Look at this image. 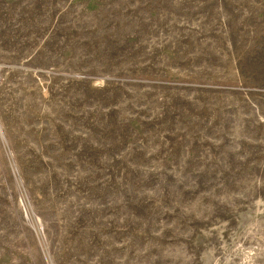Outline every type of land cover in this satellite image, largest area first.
Masks as SVG:
<instances>
[{
    "label": "rangeland",
    "instance_id": "rangeland-1",
    "mask_svg": "<svg viewBox=\"0 0 264 264\" xmlns=\"http://www.w3.org/2000/svg\"><path fill=\"white\" fill-rule=\"evenodd\" d=\"M0 264H264V0H0Z\"/></svg>",
    "mask_w": 264,
    "mask_h": 264
},
{
    "label": "built area",
    "instance_id": "built-area-1",
    "mask_svg": "<svg viewBox=\"0 0 264 264\" xmlns=\"http://www.w3.org/2000/svg\"><path fill=\"white\" fill-rule=\"evenodd\" d=\"M1 83H2V76H1V74H0V85H1Z\"/></svg>",
    "mask_w": 264,
    "mask_h": 264
}]
</instances>
